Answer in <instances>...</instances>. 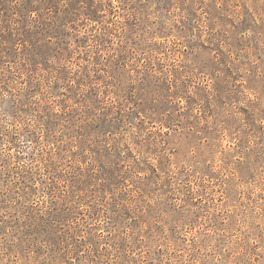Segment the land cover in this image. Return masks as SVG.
I'll return each mask as SVG.
<instances>
[{"label":"rangeland","instance_id":"1","mask_svg":"<svg viewBox=\"0 0 264 264\" xmlns=\"http://www.w3.org/2000/svg\"><path fill=\"white\" fill-rule=\"evenodd\" d=\"M0 264H264V0H0Z\"/></svg>","mask_w":264,"mask_h":264}]
</instances>
